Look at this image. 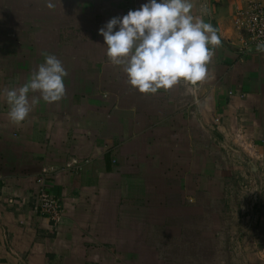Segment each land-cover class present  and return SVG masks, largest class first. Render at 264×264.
<instances>
[{
    "label": "crops",
    "instance_id": "crops-1",
    "mask_svg": "<svg viewBox=\"0 0 264 264\" xmlns=\"http://www.w3.org/2000/svg\"><path fill=\"white\" fill-rule=\"evenodd\" d=\"M148 2L0 0V264L168 259L169 236L215 227L225 183L248 162L260 186L242 264H264V53L234 27L245 0H195L221 41L195 94L182 83L141 94L107 59L99 30ZM43 52L68 72L66 95L17 127L3 90L26 83ZM40 178L63 204L59 226L36 208Z\"/></svg>",
    "mask_w": 264,
    "mask_h": 264
},
{
    "label": "clouds",
    "instance_id": "clouds-1",
    "mask_svg": "<svg viewBox=\"0 0 264 264\" xmlns=\"http://www.w3.org/2000/svg\"><path fill=\"white\" fill-rule=\"evenodd\" d=\"M44 2L49 10L55 9L53 0ZM195 8V0H149L123 17L110 19L99 30L107 59L122 69L131 88L141 94H157L182 83L195 94L207 76L213 49L221 42L217 29L204 20L210 15L207 3L200 4V15L194 14ZM256 51L264 53V43H258ZM41 55L44 62L26 83L2 93L8 118L17 127L41 100L52 104L66 95L68 72L62 61L54 54Z\"/></svg>",
    "mask_w": 264,
    "mask_h": 264
},
{
    "label": "rangeland",
    "instance_id": "rangeland-1",
    "mask_svg": "<svg viewBox=\"0 0 264 264\" xmlns=\"http://www.w3.org/2000/svg\"><path fill=\"white\" fill-rule=\"evenodd\" d=\"M251 166L248 162L244 180L234 177L226 181L223 193L225 204L216 201L219 210L216 212L215 227L201 223L197 229L199 233L195 234L194 229L193 233L185 231L182 237L169 236L168 254H164V258L168 256V259H161L151 252L145 258L132 259L130 264H242L245 252L241 241L248 236L249 227L255 223L253 214L259 198L260 181L252 174ZM217 197L222 200V191ZM206 222L212 223L211 220ZM175 239L178 242H171ZM180 240L182 243H179ZM193 254L198 258L191 257Z\"/></svg>",
    "mask_w": 264,
    "mask_h": 264
},
{
    "label": "built area",
    "instance_id": "built-area-1",
    "mask_svg": "<svg viewBox=\"0 0 264 264\" xmlns=\"http://www.w3.org/2000/svg\"><path fill=\"white\" fill-rule=\"evenodd\" d=\"M234 27L242 35L240 42L243 49H252L258 43H264V1L245 0L244 6L237 10ZM219 122V119H216ZM249 147L247 151L253 152ZM40 189L37 197V210L46 215L54 226L63 220V204L45 188L44 179L37 181Z\"/></svg>",
    "mask_w": 264,
    "mask_h": 264
}]
</instances>
